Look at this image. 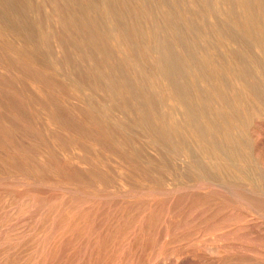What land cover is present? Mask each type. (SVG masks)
I'll return each instance as SVG.
<instances>
[{
    "label": "rangeland",
    "instance_id": "rangeland-1",
    "mask_svg": "<svg viewBox=\"0 0 264 264\" xmlns=\"http://www.w3.org/2000/svg\"><path fill=\"white\" fill-rule=\"evenodd\" d=\"M0 264H264V0H0Z\"/></svg>",
    "mask_w": 264,
    "mask_h": 264
},
{
    "label": "bare ground",
    "instance_id": "bare-ground-1",
    "mask_svg": "<svg viewBox=\"0 0 264 264\" xmlns=\"http://www.w3.org/2000/svg\"><path fill=\"white\" fill-rule=\"evenodd\" d=\"M50 5V4H49ZM59 8V7H58ZM58 16V15H57ZM113 19L115 20L116 18L113 16ZM130 19V18H129ZM131 24H132V22H131V19H130V21H129ZM114 24V23H113ZM115 30H116V38H115V40H116V43L117 44H119V45H122V46H124L126 49H129V44H127L126 42H125V35H124V33H123V31H120V29H116V27H115ZM240 88V87H239ZM248 88V87H247ZM253 98V97H252ZM257 102V101H256ZM258 104V103H257ZM258 106H259V104H258ZM263 110V109H262ZM255 114H256V112H255Z\"/></svg>",
    "mask_w": 264,
    "mask_h": 264
}]
</instances>
